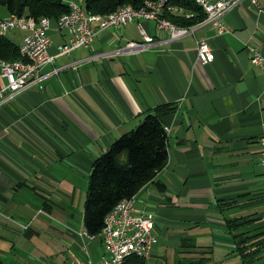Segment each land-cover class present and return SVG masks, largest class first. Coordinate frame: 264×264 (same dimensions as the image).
Segmentation results:
<instances>
[{
	"label": "crops",
	"instance_id": "obj_1",
	"mask_svg": "<svg viewBox=\"0 0 264 264\" xmlns=\"http://www.w3.org/2000/svg\"><path fill=\"white\" fill-rule=\"evenodd\" d=\"M223 23L228 31L224 35L204 24L194 35L173 41L155 24L144 22L154 43L137 54L125 51L127 43L142 41L137 24L109 28L90 48L77 49L71 57L58 56L57 47L69 37L52 26L54 63L41 69L40 82L0 107V193L21 179L11 165L30 160L38 164L35 184L60 193L66 168L51 154L59 153L91 174L93 162L114 142L159 107L172 105L175 110L162 119L172 128L169 161L138 192L135 206L171 218L166 220L165 239L182 252L225 246L217 262L242 264L227 221L261 218L257 224L264 227V170L259 164L264 78L251 63L256 52L264 57V0L257 6L243 0ZM28 34L14 32L18 45ZM201 39L209 41L215 54L207 66L197 59L196 41ZM21 183L27 189V183ZM66 187L71 190V184ZM43 198L42 209L49 216L35 221L42 216L49 222L58 219L61 227L55 234L65 245L59 246V253L18 258L15 246H1L6 227L0 220V264H74L77 255L85 256L66 228L84 229L83 221L78 225L67 209L53 207L49 196ZM228 200L236 202L233 207H226ZM3 201L9 203L0 195V210ZM13 203L1 210L11 219L17 213ZM95 241L89 252L99 262L103 246ZM250 264H264V251Z\"/></svg>",
	"mask_w": 264,
	"mask_h": 264
},
{
	"label": "built area",
	"instance_id": "obj_2",
	"mask_svg": "<svg viewBox=\"0 0 264 264\" xmlns=\"http://www.w3.org/2000/svg\"><path fill=\"white\" fill-rule=\"evenodd\" d=\"M69 7V12L63 14L56 24V30L68 35L66 43L57 47L58 56L71 57L72 53L81 48H90L96 36L109 28H122L127 24H137L142 36L141 42H129L125 51L129 54H137L145 51L148 46L154 43V37L150 36L144 28V22L155 24L158 32L167 33L171 40L177 41L192 36L196 33L193 28L187 33L169 32L159 21H146L140 19L138 14H117V19L108 17H90L85 13L83 1L85 0H64ZM207 4L209 16H213V28L218 35H224L228 31L223 23V17L233 11L243 0H200ZM160 0H148L147 7H151L157 13ZM257 6L258 0H251ZM171 12L178 13L179 17L191 15L182 6L176 5ZM53 21L47 18V22L36 21L28 18L27 25H20L18 19H0V27H5L9 33L15 30L29 31V34L22 40L23 52L21 59L15 62L0 63V80L6 84L0 85V107L9 103L13 98L23 94L32 86L40 82L41 69L54 63V57L50 55L52 45L49 32L52 29ZM197 59L203 66L211 64L215 60L214 50L207 39L196 41ZM251 63L261 69L264 78V57L256 52ZM58 70H55L57 72ZM168 135L172 133L170 126H165ZM262 150L259 156V164L264 170V136L260 138ZM40 215H48L43 209L39 210L34 218ZM49 216V215H48ZM11 219V218H10ZM52 221L61 222L52 218ZM156 218L153 213L144 212L136 208L135 196L120 201L109 213L105 220L102 231L103 256L99 262L92 259L89 246L97 238L90 235L85 229L66 227L70 229L76 241L81 244L84 257L76 256L74 264H124L129 258L135 257L142 260H149L155 247L159 243L156 229Z\"/></svg>",
	"mask_w": 264,
	"mask_h": 264
},
{
	"label": "trees",
	"instance_id": "obj_3",
	"mask_svg": "<svg viewBox=\"0 0 264 264\" xmlns=\"http://www.w3.org/2000/svg\"><path fill=\"white\" fill-rule=\"evenodd\" d=\"M147 1L85 0V10L92 15L107 16L128 6L141 9ZM171 5L182 6L186 12L193 13L189 18L188 15L179 17L178 13L167 14L166 19L179 27L195 26L206 20L205 13L191 0H172ZM1 8H6L10 16L33 18L36 21L50 18L57 22L63 14L69 12L64 0H0ZM20 59L19 46L0 35V60L15 62ZM174 110L172 105L159 107L155 113L147 115L135 130L120 137L106 153L93 162L83 216L84 229L90 235L102 238L106 217L113 208L120 201L136 196L165 169L169 161V137L162 119ZM226 203V207L231 208L236 202L228 200ZM260 220L261 218L241 217L227 221L228 232L236 244V252L247 264L258 258L264 250V232L246 238L244 235L247 232L235 235L234 231L251 232L260 229L257 224ZM183 245L186 246V241ZM145 263V260L132 257L124 264Z\"/></svg>",
	"mask_w": 264,
	"mask_h": 264
},
{
	"label": "rangeland",
	"instance_id": "obj_4",
	"mask_svg": "<svg viewBox=\"0 0 264 264\" xmlns=\"http://www.w3.org/2000/svg\"><path fill=\"white\" fill-rule=\"evenodd\" d=\"M9 15L10 14L6 8L0 9V19H6ZM11 17L13 16H10V18ZM53 26H55V22H53ZM15 31H10L7 33L6 31L0 29V35L5 36L6 39L19 46V40L14 38ZM50 36L52 40H54L53 33H50ZM51 156L52 158L60 161V163H64L66 168L63 176L64 180L61 183L62 190H60V193H56V191L54 193L53 189L50 187L41 186L43 183H40V185L35 184L34 173L36 172V168H38V164L31 160L26 163L18 161L19 165H17V167L16 165H11L14 169H16V174L21 179H18L17 183H15V185H13L11 188H3L2 192L0 193V195L5 198L7 202H9L6 203L3 201L1 210H4L5 204L8 207L10 202H13L14 200L16 203H13L12 205L13 207L15 206L13 211H17L14 218L10 219V214L8 211L3 212L0 210V220L6 227V236L4 237L1 235V246H15V253L17 254L18 258L21 257L22 259H27L28 257L32 256L38 258L44 252H54L53 254L59 253V246L61 247L65 245L62 242V239L57 234H55V230H57V228H59L58 226L61 224L59 225L53 221L49 222L45 216H42L37 221H35L36 219L33 220L35 212L43 208V197L49 196L50 204L53 207L57 206L62 209H67L68 212L73 215L74 219H76V223L78 225H81V222L83 221L84 204L87 198L90 173L84 167L79 168L75 166L73 162L70 163L63 155L59 153L51 154ZM38 159H42V161H44L42 156ZM125 159L126 157L124 156L123 160ZM6 176L7 175H3L2 179H5ZM66 176L68 177L65 178ZM21 182L27 183V189L24 188V185H22ZM68 184H71V190L67 192L65 190L68 188L66 187ZM34 188H36V190ZM154 215L156 218V229L159 243L157 247H155L151 258L147 260L145 264H194L196 262L199 264L233 263V260L229 263L217 262L219 259L218 255L224 253V251H227V247L225 246L220 247L204 245L202 247L210 248L208 252L207 250H205L206 252H197V250L189 248L185 249V252H182V249H180L179 246L172 245L168 240L165 239L166 237L164 232L168 227L166 220L168 221L171 218H166V216L162 215L158 216L155 213ZM57 217H60V215ZM11 230L12 234L10 233ZM241 232H247L244 236L246 238H252L257 234L263 233L264 227L252 230L251 232L235 230L234 234H241ZM262 239H264V237H262ZM95 242L102 244L103 241L101 237H98ZM221 248L224 251H219ZM206 260H209L208 263L205 262ZM242 264L246 263L242 261Z\"/></svg>",
	"mask_w": 264,
	"mask_h": 264
},
{
	"label": "bare ground",
	"instance_id": "obj_5",
	"mask_svg": "<svg viewBox=\"0 0 264 264\" xmlns=\"http://www.w3.org/2000/svg\"><path fill=\"white\" fill-rule=\"evenodd\" d=\"M195 5L200 7L202 11L206 15V20L198 25L190 26V27H179L172 22H170L167 18V14H175L174 12H171L170 10L174 9L175 6H172V0H160L157 13H155V10L151 7H147L146 5L140 9H135L131 6L121 8L117 10L114 13H111L107 16H101V15H92L90 14V17H108V19H117V14H138L140 12V19L149 20V21H159L164 25V28L169 32H177V33H187L192 28L193 30H196L197 28L203 26L204 24H210L213 26V16H209V10L207 4H202L200 0H191ZM83 8L85 9V1H83ZM85 13L86 10H85ZM192 15H188L187 17H191ZM10 19H18V16H13ZM40 22H47V18L42 19ZM28 19L21 18L20 17V25H27ZM0 29L5 31V27H0ZM20 53L23 52V45H19ZM5 61H1L0 63H4Z\"/></svg>",
	"mask_w": 264,
	"mask_h": 264
}]
</instances>
